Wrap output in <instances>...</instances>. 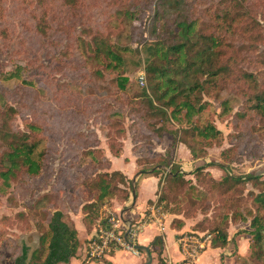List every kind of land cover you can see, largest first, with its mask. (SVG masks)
Listing matches in <instances>:
<instances>
[{
  "label": "trees",
  "instance_id": "1",
  "mask_svg": "<svg viewBox=\"0 0 264 264\" xmlns=\"http://www.w3.org/2000/svg\"><path fill=\"white\" fill-rule=\"evenodd\" d=\"M63 1L77 5L80 0ZM147 1L129 0L127 6L117 10L118 15L128 20L142 17L146 10H151L147 25L148 38L141 45L145 54L144 70L149 92L143 88L140 93L120 97L127 107L128 123H123L125 115L114 111L115 116L111 118L110 129L106 134L110 139L107 147L112 154L119 155L122 151V138L129 132L133 142H141L137 165L152 163L149 169L153 174H158L162 167L170 165L157 196L158 204L162 202L169 213L189 217L197 209H212L210 203L202 200L203 195L197 192L196 185H210L218 189L224 198L235 201L236 206L244 197L248 198L251 208L248 211L235 208L218 212V221L210 226V243L212 247H225L234 236L228 234V221L246 220L249 217V228L237 230L236 233L248 234L257 246L251 264H264V261L259 262L263 257L264 189L248 190L246 196L244 194L246 183L260 179V176L251 172H225L223 177L216 178L207 167L212 163L221 167L224 165L215 161L195 166L191 170L195 177V182H192L185 177L180 166L172 165L170 155L177 143L185 142L187 137L198 140L222 139V130L213 120L204 119L201 114L209 106L203 96L215 97L217 91L224 87V82L231 85L243 99L240 110L233 114L234 132L228 137L233 138L234 144L222 151L224 159L242 160L237 154L245 134L241 121L254 117L264 119V81L247 69L250 65L260 66L263 61L251 53L252 48L257 49V45L264 39L262 26L250 6L253 0H208L198 8L199 0H156L153 9L152 1ZM47 16L48 11L44 9L36 18V28L41 32L47 28ZM234 39H242L249 49L242 53L235 52L229 47ZM85 42L86 49L90 50L93 57L104 68L111 70L123 65V51L131 49L111 41L101 31L93 32ZM19 68L17 66L4 74L3 78L19 77ZM96 73L100 75L101 70L96 69ZM221 75L224 78H220ZM124 79H118L120 88L124 85ZM221 104L222 112H228V100H223ZM11 109L8 105H0V178L3 185H10L11 181L22 184L26 179H34L46 163L43 157L46 148H39L36 152L39 140L35 132L38 126L29 123L23 130L14 129ZM169 120L177 123L178 127L173 130L167 128ZM164 133L172 134L171 143L164 153H152L149 150L152 140L161 139ZM83 152L88 165L96 166L90 171L94 173L79 178L80 193L77 194L84 201L81 209L92 228L96 222H103L108 216L103 215V207L110 204L113 196L120 195L123 200L128 198L129 187L126 184H131V179L120 170L106 171L110 167V160L104 156L101 147L85 148ZM158 158L161 161L154 163L153 160ZM146 170L140 168L137 173L145 174ZM22 191L23 188H19L20 197ZM43 201H46L43 197L36 198L38 206L29 208L27 212L19 210L15 213L21 221H26V228L33 221L39 231L38 246L29 254V245L26 243L6 241L13 258L10 264H57L69 262L76 255L80 242L68 212L60 206L50 207L47 203L43 206ZM170 224L181 227L183 220L174 215ZM151 244L160 255L163 244L161 236H156ZM159 260L160 263L163 261ZM99 261L102 264H113L104 256Z\"/></svg>",
  "mask_w": 264,
  "mask_h": 264
},
{
  "label": "rangeland",
  "instance_id": "2",
  "mask_svg": "<svg viewBox=\"0 0 264 264\" xmlns=\"http://www.w3.org/2000/svg\"><path fill=\"white\" fill-rule=\"evenodd\" d=\"M151 1L153 9L156 0L147 2ZM207 1L199 0L197 8ZM128 3L129 0H80L77 5H70L63 0H0V105H8L12 108L14 129L23 130L29 123L36 124L38 128L35 137L39 140L36 152L39 148H46L43 156L45 166L34 179H26L22 184L11 181L10 185H3L0 178V264H10L13 260L6 241L26 243L29 245V254L38 246L39 231L33 221L30 222L31 226L26 228V221H21L15 214L19 210L27 212L29 208L38 206L35 202L36 198L46 199L43 201V206L47 203L50 207L60 206L67 212L75 213L78 209L85 228L91 229V224L88 223V218L84 217L81 209L84 201L77 195L80 193L78 181L80 177L94 173L90 171L96 166L88 165L83 150L94 146L103 149L107 146L110 139L106 134L110 129L109 122L115 116V110L125 115L123 123L125 125L128 123L127 107L124 101L120 100L121 96H132L137 92L140 93L143 88L149 92L146 73L143 84L139 82L138 76L139 72L144 70L145 54L141 45L148 38L147 25L151 10H146L142 17L128 20L117 13V10L127 6ZM217 3L219 2H214ZM253 3L251 2L250 6L262 26L264 35V0H253ZM44 9L48 11V25L45 32H41L36 28V18ZM100 31L107 34L111 41L131 48L123 51L124 63L121 67L112 70L104 68L90 50L86 49L85 40H89L93 32ZM247 46L242 39H234L229 47L235 52L242 53L249 49ZM251 53L256 54L263 61L260 66L250 65L247 69L251 70L259 80L264 81V39L257 45V49L252 48ZM17 66L21 67L19 77L3 78L4 74H8ZM96 69L101 70L100 75L96 73ZM121 77L126 78L122 88L118 85ZM220 78H224V75ZM224 84L215 97L203 96L208 100L209 106L201 114L204 119L213 120L222 130V139L198 140L187 137L184 143L189 150V158L178 163L175 146L170 151L171 163L173 166H180L185 177L190 178L192 182H195V177L191 170L205 162L217 161L224 165L221 167L212 163L207 167L216 178L223 177L225 172L239 174L251 172L259 175L260 179L246 183L244 188L246 196L248 190L264 189V119L258 120L254 117L242 120L241 128L245 134L239 144L238 153L236 152L242 160L224 159L222 151L234 144L233 138L228 137L234 132L233 114L240 110L243 102L242 96L236 93L231 85H227L226 82ZM225 99L228 100L229 111L223 113L221 102ZM166 125L172 130L178 127L172 120ZM167 134L172 138L171 133ZM131 137V133L126 132L122 140L129 141ZM140 144L139 141L133 142V148L141 153ZM182 152H180L181 156H183ZM153 161L160 162L161 158ZM152 165V163L136 164V170L144 168L148 169L145 173H150L149 168ZM169 168L170 165L160 169L155 202ZM126 185L129 187V190L126 187L128 192L133 191L132 183ZM19 188H23L22 197L19 196ZM142 188L144 189H138L135 208L141 206L143 195L154 192L151 181H147ZM195 188L203 195L202 200L211 204L212 209L208 211L197 209L189 217L170 213L189 219L183 221V223L188 222V226L181 235H194L204 239L206 234H210V226L218 221L219 211L222 213L235 208L242 211L251 209L250 200L246 197L236 206L235 201L227 200L218 189L210 185L209 187L196 185ZM115 201L122 204L124 200L120 195L113 196L110 204L103 207V215L116 214L112 209ZM159 205L163 212L161 216L164 218V213L169 212L162 202ZM238 222H245L240 224L248 226L249 217L246 220L228 221V234L230 237L233 234L234 236L229 241V245L221 251L223 252L221 257L216 255L222 264H251L254 261L253 252L257 246L252 243L250 236L244 232L232 233L235 228L244 229L239 227L240 225L234 227ZM235 236L239 238L243 236L246 239L244 249L241 250L243 253L237 250L239 246ZM168 244H171L170 238ZM193 244L190 242L188 247L192 248ZM181 245L182 243L180 247ZM262 248L263 257L259 262L264 261V240ZM82 251L83 245L77 251L76 260L79 259L78 255ZM183 251L189 260H193L197 255L192 256L187 251ZM120 252L119 255L135 256V258L140 256L129 254L127 250ZM199 262V264H216L217 261L212 251H206ZM163 263L173 264L166 261Z\"/></svg>",
  "mask_w": 264,
  "mask_h": 264
},
{
  "label": "crops",
  "instance_id": "3",
  "mask_svg": "<svg viewBox=\"0 0 264 264\" xmlns=\"http://www.w3.org/2000/svg\"><path fill=\"white\" fill-rule=\"evenodd\" d=\"M170 143L171 138H169L167 133H164L161 139L152 140V145L150 146L151 152L163 153L165 148ZM184 150H187V152ZM175 151L178 163H181L182 161L188 159L190 156V153H188L189 150L186 148L184 142L177 143ZM180 152L183 153V156H181ZM103 153L104 156L110 160V167L107 168L106 171L109 172L112 170H120L128 177V179H131V183L134 185L133 191H131L134 194L129 192L130 195L126 200L122 202V204L115 201V203L112 204V209L116 213L122 214L126 222H129L134 226L138 225L140 223L139 221L142 215L147 212L150 205L156 201V193L160 175L159 173L153 174L151 172L145 174L137 173L136 158L140 155V152L137 149L133 148V142L131 141V139L129 141L124 139L122 151L119 155L112 154L107 146L103 148ZM147 181L152 182L154 192L149 195H143L141 206L135 208L134 206L137 202L138 189H144L142 187H144ZM149 200H152V203H149ZM68 216L77 230V235L80 242L78 250L80 246L83 245V251L78 255V260L75 259V256L78 253L76 252V255L73 256L69 262H59L57 264H102V262L99 260H86L84 256L87 240L95 233V224L91 229H86L82 221L81 213H79L78 209L76 213L73 211L68 212ZM173 217L174 215L170 213H164V218H162L161 216L158 222H147L146 224L140 226L137 234V244L147 245L149 247L152 256L150 264H157V260H159L160 258H162V260L166 261L167 263L173 264H189L190 262H192L193 264H199V261L203 259L206 251H212L213 257L217 261L216 264H222L220 263L219 259H217L216 255L218 254L221 257V255L223 254V252L221 251H223L229 244H227L225 247H212L211 243L209 242L202 251L194 256L193 260H189L185 256V252L183 251L182 247H180L179 242V238L182 236L181 233L184 231L185 227L188 226V222L183 223L181 227H175L170 224ZM182 220L187 221L189 219L182 218ZM240 223L245 222H238L234 225V227H238V225H240L239 227L249 228V224L248 226H242ZM237 230L238 229L235 228L232 233ZM156 236H161L163 240L160 255H158L154 250L155 246L151 244V241ZM235 237L237 246H239V249L237 250L238 252L243 253L241 252V250L243 251L244 249L246 239L243 238V236H241V238L237 236ZM168 238H170L171 240L170 245L168 244ZM120 251L123 250L112 249L107 253L105 257L108 258L113 264H142L145 261L146 254L142 250H140V256L136 255L138 258H135V256H125L124 254L119 255L121 253ZM127 253L132 254L130 252ZM159 261L158 264H164L163 261L161 263Z\"/></svg>",
  "mask_w": 264,
  "mask_h": 264
},
{
  "label": "built area",
  "instance_id": "4",
  "mask_svg": "<svg viewBox=\"0 0 264 264\" xmlns=\"http://www.w3.org/2000/svg\"><path fill=\"white\" fill-rule=\"evenodd\" d=\"M139 82H145V72H139ZM163 214L161 206L154 202L150 205L147 212H145L138 225H132L126 222L123 215L120 213H110L103 222L98 221L95 223V233L89 237L85 248L86 260H99L105 257L112 249L127 250L133 255H139L140 249L136 247L137 234L140 226L147 222H158ZM126 234V235H125ZM210 234H206L204 239H199L194 235H182L179 242L182 243V249L187 251L190 255L202 251L210 242ZM190 242H193V247L189 248Z\"/></svg>",
  "mask_w": 264,
  "mask_h": 264
},
{
  "label": "water",
  "instance_id": "5",
  "mask_svg": "<svg viewBox=\"0 0 264 264\" xmlns=\"http://www.w3.org/2000/svg\"><path fill=\"white\" fill-rule=\"evenodd\" d=\"M134 194V193H133ZM126 235V234H125ZM136 247L142 251L145 252L146 254V260L142 264H150L152 260L151 252L150 249L147 245H142V244H136Z\"/></svg>",
  "mask_w": 264,
  "mask_h": 264
}]
</instances>
